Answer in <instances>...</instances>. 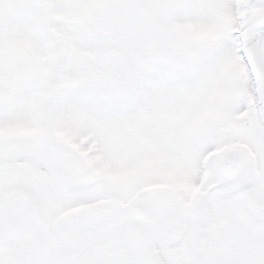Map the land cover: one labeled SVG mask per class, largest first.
<instances>
[{"label":"snow or ice","instance_id":"obj_1","mask_svg":"<svg viewBox=\"0 0 264 264\" xmlns=\"http://www.w3.org/2000/svg\"><path fill=\"white\" fill-rule=\"evenodd\" d=\"M0 264H264V0H0Z\"/></svg>","mask_w":264,"mask_h":264}]
</instances>
